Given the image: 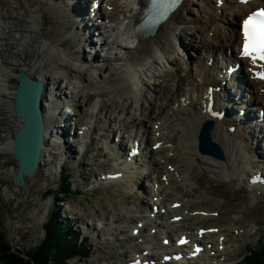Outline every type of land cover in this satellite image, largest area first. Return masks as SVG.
Masks as SVG:
<instances>
[{"label": "bare ground", "instance_id": "1", "mask_svg": "<svg viewBox=\"0 0 264 264\" xmlns=\"http://www.w3.org/2000/svg\"><path fill=\"white\" fill-rule=\"evenodd\" d=\"M148 1L0 0V33L8 36L15 30L16 15L21 16L27 29L19 33L16 43L37 52L36 61L31 67L24 65L22 72L44 83L46 128L40 165L45 161L47 142L56 146L66 128L67 109L71 105L84 107L81 101H86L97 114L94 122L92 118L85 124L84 146L97 127L102 139L107 132L122 138L111 144L105 139L118 167L106 182L132 184L127 196L136 207L128 209L132 213L126 212V218L115 227L120 234L130 229V236L126 235L138 246V252L124 256L132 258L127 264H237L232 248L240 239L252 236L254 225L241 224L236 213L230 219L220 216L212 198L193 179L192 168H206L253 195L264 196V182H252L256 176L264 179V151L259 140L261 135L264 139V119L261 122L259 114L249 119L242 105L249 102L247 97L259 105L258 113L264 111V81L254 75L261 72L257 62L240 55L242 20L260 5L258 0H183L154 33L142 38L138 27ZM46 13L51 20L44 23ZM67 40L81 53H68L62 46ZM82 45H88L90 57ZM198 45L201 55L195 61L190 51L199 49ZM218 59L221 63L214 61ZM236 63L241 68L229 74L230 65ZM18 75L0 61V99L2 93H11L7 80ZM98 91L116 96L108 100L115 105V112L118 109L115 118L101 111L108 102L100 103L98 96L91 98ZM216 111L224 113L223 117L214 115ZM211 123L209 137L220 147L223 159L200 150L201 137ZM123 137L129 142L126 154ZM137 144L143 151L131 159L129 154ZM12 146L10 141L0 151L11 153ZM144 176L150 184L145 199L151 207L140 216L145 199L137 184ZM177 203L180 207L174 208ZM156 205L157 214L153 212ZM211 205L216 210L210 209ZM178 216L182 219L175 222ZM203 226L206 235L199 239ZM181 235L201 240L204 251L191 258L192 243L177 246ZM164 239H170L171 244L164 246ZM173 251L185 254L180 261L161 259Z\"/></svg>", "mask_w": 264, "mask_h": 264}, {"label": "rangeland", "instance_id": "2", "mask_svg": "<svg viewBox=\"0 0 264 264\" xmlns=\"http://www.w3.org/2000/svg\"><path fill=\"white\" fill-rule=\"evenodd\" d=\"M88 6H91L90 1ZM16 17L15 30L9 32L8 36H3L5 32L0 33V61L6 65L8 70L13 69L16 74H19L24 70V65L29 67L33 65L37 59V52L16 43L20 36L19 33L27 29L25 28L27 21L19 15ZM46 19L51 20L49 13H46L45 19L43 18L44 23H47ZM30 23L31 21L28 24ZM235 26L239 27L237 24ZM95 35L96 33L94 37ZM95 38L93 40L97 41ZM196 42L199 41L196 40ZM26 43L31 45V40L26 39ZM62 46L68 53H81V50L76 51L71 40L63 42ZM82 47L90 57V52L87 51L88 45H82ZM200 49L201 45L199 49L190 51L192 58L196 57L195 61L201 55ZM214 61L221 63L222 60ZM7 82H9L11 93H2L3 98L0 99V148L13 141V136L21 124L12 110L18 78L13 76ZM101 93L103 92L98 91L94 96L91 95V98L98 96L100 103H107L109 99L116 97ZM246 99H249V102L244 101L242 105L246 106L245 111L248 112L246 114H249L248 118L252 119L263 110L258 113L259 105L250 98L246 97ZM81 100L79 103L82 102L84 107L71 105L67 109L68 121L64 123L66 125L64 132L60 133L56 146L51 140L47 142L45 161L39 166L35 175L28 178V187L24 192L16 182L15 176L11 174L12 171L14 174L17 172V160L12 152L0 151V232L5 235L8 244L16 253L26 255L42 244L46 237L48 221L56 217L59 223L67 227L69 234L73 235V238L69 239L71 246L75 240L74 237H78L77 234H80L82 241L87 243L85 244L87 250L83 249V254L80 253L68 260L67 264H127V261L132 258L124 259V256L138 252V246L129 237L130 229L128 232L121 231L120 234L116 228L121 224L120 221L132 213L130 210L136 207L127 196V188L132 184L128 181L106 182L108 176L118 168L117 158L110 151L106 141L110 140L109 144H111L112 141L122 138L120 134L117 136L116 132H107L102 139L97 127L91 140L84 146L85 139H82V136L85 124L92 118L91 121L94 122L97 113H92L90 109L92 106H86V101ZM252 103L255 105L251 106ZM114 106L111 102L102 106L103 115L113 114L115 118L118 115V109L115 112ZM76 113L80 116H76ZM262 124L264 126V122ZM146 136L149 140V135ZM262 136L259 140H261V150L264 151ZM123 141L125 144L129 143L124 137ZM127 144L123 145L124 149L126 146L127 149L129 148ZM183 148L187 150L186 145H183ZM124 153H127L126 149ZM124 153L122 152L123 157H125ZM146 163L148 164V161ZM65 175L69 177L71 183L70 191L66 190L67 186L63 183ZM192 176L199 188L212 198L211 202L215 203L220 210V216L230 219L234 217L233 213H236L241 217V224L251 227L254 225L255 231L252 236L240 239L232 248L237 264H248L246 257L250 251L259 247L264 248V196L253 195L247 189L238 187L200 166L192 168ZM149 186L145 176L137 184V189L144 199L148 195L146 191L150 188ZM146 199L144 200V211L140 216L148 212V206L151 207ZM212 207L210 209L216 210L214 206ZM114 213L117 215L116 219L112 217ZM158 242L161 243V239Z\"/></svg>", "mask_w": 264, "mask_h": 264}, {"label": "water", "instance_id": "3", "mask_svg": "<svg viewBox=\"0 0 264 264\" xmlns=\"http://www.w3.org/2000/svg\"><path fill=\"white\" fill-rule=\"evenodd\" d=\"M44 83L30 77L25 72L18 75V85L14 92L13 113L22 125L13 137L12 154L18 162L15 180L24 192L28 187L26 179L39 169L43 144L45 142V117L43 109ZM210 126L201 137V152L222 157L220 147L210 140Z\"/></svg>", "mask_w": 264, "mask_h": 264}, {"label": "trees", "instance_id": "4", "mask_svg": "<svg viewBox=\"0 0 264 264\" xmlns=\"http://www.w3.org/2000/svg\"><path fill=\"white\" fill-rule=\"evenodd\" d=\"M63 183L67 186L66 190L70 191L71 183L67 175H65ZM77 236L74 237L75 240L71 246L69 239L73 238V235L69 234L66 226L53 217L46 225V237L42 244L31 253L24 255L16 253L8 244L5 235L0 232V264H46L47 262L67 264L68 260L75 258L80 253L83 254V249L87 250L85 247L87 243L82 241L80 234ZM246 258L248 264H264V248L259 247L251 250Z\"/></svg>", "mask_w": 264, "mask_h": 264}, {"label": "snow or ice", "instance_id": "5", "mask_svg": "<svg viewBox=\"0 0 264 264\" xmlns=\"http://www.w3.org/2000/svg\"><path fill=\"white\" fill-rule=\"evenodd\" d=\"M153 2L158 3L159 0H153ZM164 2L166 9L164 13H161V16L166 18L167 9L175 10L179 7L181 0H164ZM241 35V58L251 60L253 64L259 61L264 66V10L248 15L242 20ZM254 75L257 79L264 81V72H257Z\"/></svg>", "mask_w": 264, "mask_h": 264}]
</instances>
